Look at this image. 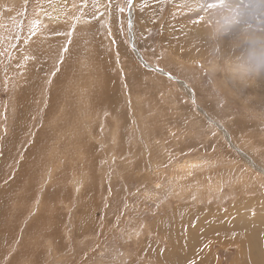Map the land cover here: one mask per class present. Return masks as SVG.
Instances as JSON below:
<instances>
[{"label": "rangeland", "instance_id": "374dc122", "mask_svg": "<svg viewBox=\"0 0 264 264\" xmlns=\"http://www.w3.org/2000/svg\"><path fill=\"white\" fill-rule=\"evenodd\" d=\"M242 27L264 0H0V264H264Z\"/></svg>", "mask_w": 264, "mask_h": 264}, {"label": "clouds", "instance_id": "9594fccd", "mask_svg": "<svg viewBox=\"0 0 264 264\" xmlns=\"http://www.w3.org/2000/svg\"><path fill=\"white\" fill-rule=\"evenodd\" d=\"M237 19V15L226 11L222 4L216 6L209 25V39L214 43L229 34L237 23ZM237 40L242 46V51L234 58H230L233 68L232 75L234 79L246 82L264 73V32L242 27Z\"/></svg>", "mask_w": 264, "mask_h": 264}, {"label": "snow or ice", "instance_id": "6c2138e0", "mask_svg": "<svg viewBox=\"0 0 264 264\" xmlns=\"http://www.w3.org/2000/svg\"><path fill=\"white\" fill-rule=\"evenodd\" d=\"M220 2L222 3L223 0H220ZM109 3H111V0H109ZM127 6L130 9L133 6V0H127ZM210 7H215V5L214 4L213 5H210ZM120 12L123 13L124 12V9L123 8H120ZM201 19H203V18L201 17ZM129 24H132V21L131 20L129 21Z\"/></svg>", "mask_w": 264, "mask_h": 264}, {"label": "bare ground", "instance_id": "6f19581e", "mask_svg": "<svg viewBox=\"0 0 264 264\" xmlns=\"http://www.w3.org/2000/svg\"><path fill=\"white\" fill-rule=\"evenodd\" d=\"M197 3H198V1H197ZM203 9V8H202ZM215 9V8H214ZM208 13H206V15H207ZM209 15V14H208ZM202 22V21H201ZM207 22H208V20H207ZM203 23H204V21H203ZM194 25V24H193ZM197 25V24H196ZM208 25H209V23H208ZM202 27H201V24L200 25H197L196 27H195V29L197 30V32L198 33H201L202 32V29H201ZM203 28L205 29V26H203ZM209 29V28H208ZM206 30H207V28H206Z\"/></svg>", "mask_w": 264, "mask_h": 264}]
</instances>
